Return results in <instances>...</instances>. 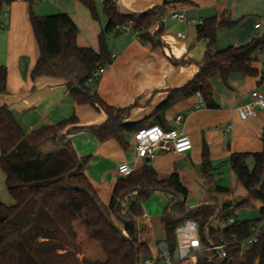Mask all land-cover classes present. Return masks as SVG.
Returning <instances> with one entry per match:
<instances>
[{"label": "trees", "instance_id": "obj_1", "mask_svg": "<svg viewBox=\"0 0 264 264\" xmlns=\"http://www.w3.org/2000/svg\"><path fill=\"white\" fill-rule=\"evenodd\" d=\"M95 19L98 16L96 0H79ZM108 19L106 30L99 36L100 49L80 47L77 44L78 27L66 13L37 16L30 11L40 57L31 72V79L51 78L64 81L78 105H91L102 111L106 123L102 126L78 127V118L72 117L56 125L25 135L18 126L8 106L0 108V168L6 175V187L16 204L8 207L0 202V264H49L46 252L53 245V236H66L73 248L82 256L85 264H143L151 251L143 242L140 219L145 215L144 205L154 195L165 203L161 225L165 242L171 255L176 250V228L182 223L198 224L204 244L219 243L221 238L230 243L233 236L239 240L249 236L253 225L264 217V181L261 191L257 187L264 179V128L261 136L263 149L259 153H234L230 167L234 187L217 186L216 193L230 194L231 198L219 204L210 198L204 207L194 210L188 204L189 192L180 176L173 173L161 180L148 164L127 177H118L108 205H105L93 183L86 175L91 157H80L74 150L71 136L88 132L98 142L116 140L124 150L130 145L126 136L155 124L145 120L130 122L132 107L117 108L106 103L96 91L99 78L94 74L106 65H112L106 34L114 32L118 25L132 22V31L138 38L158 47H167L163 40L166 32L165 18L171 10L186 7L183 0H164L159 7L143 13L122 12L119 0H99ZM9 0H0V13ZM157 25V29L152 28ZM230 25L225 19L208 18L196 27L197 40H207L204 57L198 63V73L181 89L170 90L161 110L201 94L207 109L217 110L212 90V79L219 75L227 82L229 77L240 74L257 76L253 64L257 55H264V34L248 44L216 50L217 32ZM174 65H187L190 60L171 58ZM264 81V76H263ZM8 69L0 67V95L8 94ZM169 130V129H165ZM207 158V149L204 150ZM254 159L253 169L247 160ZM240 189L243 194L238 193ZM260 203V217L256 220L230 224L234 213L251 203ZM219 205L222 207L220 208ZM114 219L118 222L116 225ZM39 229L37 230V227ZM43 235L49 242L39 244ZM233 264H264V229L258 244L240 255L229 244ZM196 264H211L199 259Z\"/></svg>", "mask_w": 264, "mask_h": 264}, {"label": "crops", "instance_id": "obj_2", "mask_svg": "<svg viewBox=\"0 0 264 264\" xmlns=\"http://www.w3.org/2000/svg\"><path fill=\"white\" fill-rule=\"evenodd\" d=\"M9 1L11 5L6 6L0 13V67L8 69V94L0 95V108L8 106L25 135L43 126L56 125L73 115L78 118L77 126L81 128L104 125L106 115L91 105H78L64 81L51 78H41L37 81L31 79V72L40 57L30 23L32 5L24 4L21 0ZM183 1L186 2V7L174 10L183 13L189 22L174 20L168 16L169 12L166 18H171L186 28L197 23L200 25V21L212 17L224 18L227 24L230 23L217 32V51L243 46L264 34L263 29L256 28L257 24L264 22V0ZM55 2L57 4L47 11L43 10L41 16L49 14L45 12L52 15L61 12L68 14L79 30L78 46L99 52V36L108 24L104 13L102 12L103 18L99 14L100 20L97 22L92 18L90 11L78 1ZM163 2L164 0H119L120 8L125 13H143L161 6ZM99 4L102 5V2ZM167 20L164 22L166 32L163 40L167 45L165 48L141 41L133 31L106 34L108 50L111 54H116L117 58L99 77L96 91L111 106L132 107L130 122L145 120L147 124L178 130L191 139L193 148L183 154L162 152L147 162L137 157L133 135V140L129 141V149L124 150L116 140L100 143L91 133L73 134L71 140L76 153L80 157L92 158L85 172L105 205L110 202L114 184L119 177L117 170L122 164L130 165L135 171L148 164L154 168L161 180L177 173L187 188L189 197L194 198V202L197 201V206L206 204L210 198H216L219 204H222L228 199L222 200V194L216 193L215 188H230L219 183L221 169L230 166L231 155L255 154L263 149L261 136L264 128V109L258 110L256 117L244 118L237 108L249 105L253 92L264 93V55L253 64L258 70L257 76L244 77L234 73L227 82L219 75L212 79L214 99L219 106L217 110L205 108L191 111L196 103L195 96L180 101L171 108L160 109L167 100L169 91L184 87L199 70L188 45H180L179 51L171 49L166 40ZM155 29L157 25L152 31ZM187 39L186 35V39L181 40ZM172 51L175 53L172 54ZM171 58H184L191 63L174 66ZM180 115L184 116V121L177 123L176 118ZM205 149L207 158L203 155ZM0 202L8 207L16 204L7 190L6 175L1 168ZM160 220L151 218L146 211L140 219L141 238L150 249L151 256L155 258L167 247ZM61 237L62 235L58 234L51 239L53 245L49 252H46L47 258L50 259L49 264H70L74 258L83 261V256L76 249L65 245ZM37 241L39 244L49 242L43 235L39 236Z\"/></svg>", "mask_w": 264, "mask_h": 264}, {"label": "built area", "instance_id": "obj_3", "mask_svg": "<svg viewBox=\"0 0 264 264\" xmlns=\"http://www.w3.org/2000/svg\"><path fill=\"white\" fill-rule=\"evenodd\" d=\"M56 1V0H53ZM172 19L182 23H188V19L183 13L171 10L168 14ZM166 21V17L161 20V23ZM203 21H200V25ZM257 29L264 30V22L256 25ZM132 31V22H127L123 25L115 27V33H126ZM136 36L138 33L134 32ZM180 39H186V34L178 33ZM263 53L259 52L257 59L260 60ZM116 54L111 55V59L115 61ZM99 69L90 79H98L105 73L107 67ZM196 103L191 111L205 109V101L201 94H196ZM264 109V93L253 92L252 102L247 106H239L237 111L244 117H256L257 111ZM184 116H177L176 122L182 123ZM135 152L139 159L150 161L153 160L159 153L167 152L172 154H183L189 152L193 148L191 139L179 132L178 130H165L159 125H152L139 130L134 135ZM135 169L128 164H122L118 167L117 174L119 177H127L133 174ZM230 224H235V219H230ZM264 229V217L261 222L253 225L249 230V236L239 240L236 236L232 237L231 244L234 245L240 252V255L258 244L261 233ZM223 238L219 243L208 242L203 243L199 226L194 221L182 223L176 228V250L175 255H171L168 246L156 258L153 256L144 259L143 264H196L201 258L211 264H233V258L230 257L229 244Z\"/></svg>", "mask_w": 264, "mask_h": 264}, {"label": "rangeland", "instance_id": "obj_4", "mask_svg": "<svg viewBox=\"0 0 264 264\" xmlns=\"http://www.w3.org/2000/svg\"><path fill=\"white\" fill-rule=\"evenodd\" d=\"M21 1H23V3L27 4V5L31 4L32 9H33L32 11H34L35 14L40 15V16L42 15L41 13L43 10L47 11L48 8L50 9L52 6H55L54 4H57V2H55L53 0H52L53 2L50 0H21ZM69 1L70 2H74V1L80 2L79 0H69ZM99 3H100V1L96 0V8H97L98 16L96 19L94 17H92L97 22L100 20L99 14H101V17L103 18V14H102L103 5H100ZM45 13H49V14H45L43 16H52V14H50V12H45ZM90 14H91V12H90ZM91 16H92V14H91ZM105 18H107V17L105 16ZM166 20L168 21L167 22L166 40L168 41V44L171 46V49H173V51L174 50L179 51L180 45H188V47L192 51V57H193L194 61L196 63H200L204 57L205 52H206L208 42H207V40H204V39L199 40V41L197 40L196 26L199 24L197 23L195 25H192L190 28H186L185 26L180 25V24L172 21L171 18L167 17ZM179 31H182L183 33H185L188 36V39L187 40L179 39L177 37ZM173 51H172V54L175 53ZM167 52L169 53L168 50H167ZM174 66H176V65H174ZM126 138H127L128 142L133 140V137L131 134H128L126 136ZM129 154L132 155V152H130ZM254 163L255 162H254V159L252 157L248 158L247 164H248L249 169H253ZM222 169H221L220 183L219 184L230 187V188L234 187L233 176H232L230 166L227 165L224 168V170H222ZM237 190H238V193L243 194L240 189H237ZM230 198H231L230 194H222L221 195L222 200L230 199ZM189 205L191 207H197V201L193 202ZM164 206H165L164 200L159 195H154L144 205V209L151 218H154L156 220H160L161 217L163 216ZM261 206H262V204H260V203L252 202L251 205L244 206L243 208L238 209L234 213V219L239 220V221L256 220L260 217V210L259 209ZM114 222L116 223V225L119 226L118 222L115 219H114ZM38 229H39V226L37 227V230ZM61 241L64 242L65 245H69L73 249L72 244L69 242V240L66 238V236L62 235ZM72 254H74V253H72ZM49 262H50V259H49ZM70 264H85V263H84V261L80 262L78 259L74 258V261L70 262Z\"/></svg>", "mask_w": 264, "mask_h": 264}, {"label": "water", "instance_id": "obj_5", "mask_svg": "<svg viewBox=\"0 0 264 264\" xmlns=\"http://www.w3.org/2000/svg\"><path fill=\"white\" fill-rule=\"evenodd\" d=\"M146 161H147V162H150L149 159H147ZM263 181H264V179L262 180L261 184H260V185L257 187V189H256L258 192L261 191V189H262ZM194 201H195L194 198H189V199H188V204H191V203H193ZM204 206H208V205H200V206L194 207V210H195V209H198V208H200V207H204ZM219 207L222 208L220 205H219ZM0 221H1V222L4 221V218H3L2 216H0ZM258 263H259V260L256 261V264H258Z\"/></svg>", "mask_w": 264, "mask_h": 264}]
</instances>
